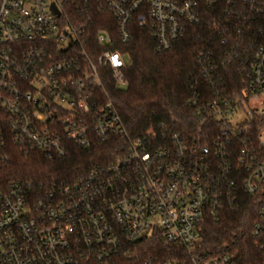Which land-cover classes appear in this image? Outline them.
Returning a JSON list of instances; mask_svg holds the SVG:
<instances>
[{"label":"built area","instance_id":"built-area-1","mask_svg":"<svg viewBox=\"0 0 264 264\" xmlns=\"http://www.w3.org/2000/svg\"><path fill=\"white\" fill-rule=\"evenodd\" d=\"M66 1L0 0V166L14 147L57 159L74 146L90 150L126 136L113 104L97 95L107 69L126 84L124 56L108 48L113 39L105 31L97 38L107 49L78 53L81 28L65 21ZM222 1L264 14V0L108 5L121 41H131L136 23L168 51L200 20L201 5ZM197 113V134L164 128L128 138L116 160L58 187L21 179L0 185V264H237L228 244L205 250L201 242L205 220L234 208L241 193L257 200L252 232L264 249V45L251 51L242 93L217 94ZM158 240L180 253L147 252Z\"/></svg>","mask_w":264,"mask_h":264},{"label":"trees","instance_id":"trees-1","mask_svg":"<svg viewBox=\"0 0 264 264\" xmlns=\"http://www.w3.org/2000/svg\"><path fill=\"white\" fill-rule=\"evenodd\" d=\"M108 2L67 0L63 4L64 19L81 28L79 37L83 42L78 53L86 50L91 55L107 49L97 38L100 31H105L113 39L108 48L128 58L123 69L126 84H119L107 69L102 77L104 87L97 92L104 103L111 102L115 107L126 136H114L90 150L74 146L66 157L57 159L36 152L24 154L14 147L9 162L0 166V185L21 179L44 189L58 187L93 165L116 160L128 138L149 131L160 133L164 128L183 135L197 134L202 118L197 108L217 94L232 98L240 95L250 69L251 51L264 45V14L245 8L242 1L235 7L225 1L201 5L200 20L189 24L184 36L168 51L158 50L151 31L136 23L131 28V41H121ZM194 97L196 105L190 104ZM213 124L212 120L206 125ZM257 210L256 198L241 193L234 208L224 209L219 219L205 220L202 248L214 250L228 244L237 264H264V249L252 232ZM145 249L161 256L180 253L161 240L149 243Z\"/></svg>","mask_w":264,"mask_h":264},{"label":"water","instance_id":"water-1","mask_svg":"<svg viewBox=\"0 0 264 264\" xmlns=\"http://www.w3.org/2000/svg\"><path fill=\"white\" fill-rule=\"evenodd\" d=\"M52 6H53V8L55 9L56 13H57L58 15H60V11H59L58 9H56V5L53 4Z\"/></svg>","mask_w":264,"mask_h":264},{"label":"rangeland","instance_id":"rangeland-1","mask_svg":"<svg viewBox=\"0 0 264 264\" xmlns=\"http://www.w3.org/2000/svg\"><path fill=\"white\" fill-rule=\"evenodd\" d=\"M124 59H125V61H127L128 60V58L127 57H124ZM123 86V85H122ZM244 114H241V116H243ZM241 116H240V118H241Z\"/></svg>","mask_w":264,"mask_h":264}]
</instances>
